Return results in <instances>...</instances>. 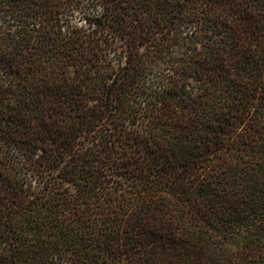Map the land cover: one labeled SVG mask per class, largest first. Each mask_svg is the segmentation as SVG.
Returning a JSON list of instances; mask_svg holds the SVG:
<instances>
[{
  "label": "trees",
  "instance_id": "16d2710c",
  "mask_svg": "<svg viewBox=\"0 0 264 264\" xmlns=\"http://www.w3.org/2000/svg\"><path fill=\"white\" fill-rule=\"evenodd\" d=\"M0 264H264V0H0Z\"/></svg>",
  "mask_w": 264,
  "mask_h": 264
}]
</instances>
